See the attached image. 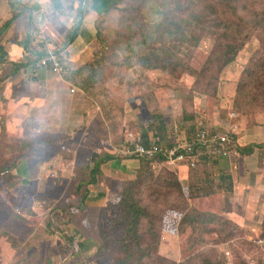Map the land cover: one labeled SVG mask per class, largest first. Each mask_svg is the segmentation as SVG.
<instances>
[{"label":"rangeland","instance_id":"374dc122","mask_svg":"<svg viewBox=\"0 0 264 264\" xmlns=\"http://www.w3.org/2000/svg\"><path fill=\"white\" fill-rule=\"evenodd\" d=\"M204 1L119 0L89 17L95 32L62 49L53 117L28 72L0 79V264H264V0ZM228 47L240 49L222 66ZM201 128L233 137L238 156L138 158L110 204L82 210L75 183L95 155L123 161L129 133L169 149ZM126 191L149 214L141 248L122 225Z\"/></svg>","mask_w":264,"mask_h":264},{"label":"crops","instance_id":"0c3cea01","mask_svg":"<svg viewBox=\"0 0 264 264\" xmlns=\"http://www.w3.org/2000/svg\"><path fill=\"white\" fill-rule=\"evenodd\" d=\"M77 1L78 0H72L71 4L65 6L61 3V0H54L55 8L64 16V21L54 19L51 24L44 26L45 20L50 17L45 14L39 0H0V67H2L0 79L6 75L18 78L20 75H23L25 71L28 72L29 76L34 79H32L30 83H27L26 86L33 85L34 89H37L34 85H39L38 88L43 89L44 92L42 93L41 90V95L44 99L40 101L37 100L40 114L49 111L51 117H53L54 111L50 104H52L51 101L53 97H57L59 93L62 92L61 89L63 85L56 83L53 77L54 74L49 69L38 66L37 68H33L32 65L36 61L35 58H38L35 56L38 54H40V57L44 56L46 50L50 49L56 51L67 49L71 51L73 50L72 45L75 42L78 40L80 41L85 35L92 34L93 32L94 26H91L89 23V17H95L98 13L91 10L92 1H90L89 13L84 14L85 18H83L82 21H79V23L76 22L79 24L78 27L76 26L77 24H75L76 19L75 21L73 20L76 11L79 13ZM73 4L75 5L74 7ZM80 13H84L83 10L80 9ZM83 22L86 32L81 33V31H83V26L81 27ZM75 26L76 31L78 29L80 32L79 35L76 34V38L69 45L68 39L70 36L72 37ZM22 56H24V58ZM61 112L62 113L58 112V114L59 117L63 116L64 118L62 120L64 123L63 127H65L67 123L73 128V125L69 124L72 119L71 107H66L64 111L66 116H64L63 111ZM80 122L84 123L83 117L77 118L76 126L79 125ZM150 139L158 140L155 134L150 136ZM100 156L105 157L106 155ZM79 158L82 157L77 156L76 159ZM91 163H93L92 160ZM138 165L139 160L136 158H126L123 161H119L114 157V159L103 163L99 173L96 175L97 182L94 184L95 189H90V187L93 186L90 185L88 187L90 192L86 198L82 200V196L80 197L81 204H85L82 205V210L90 212L94 208L101 209L103 205L105 206L107 203L110 204L116 195L115 188H112V185L114 183L116 184L119 179L132 173ZM90 167L91 168L87 170L89 175L93 170L94 163L93 165L90 164ZM85 175L86 172L81 174L83 179H85ZM75 184L77 186V181ZM94 204L97 206L95 207ZM77 224H79V219H77Z\"/></svg>","mask_w":264,"mask_h":264},{"label":"built area","instance_id":"2783aa9c","mask_svg":"<svg viewBox=\"0 0 264 264\" xmlns=\"http://www.w3.org/2000/svg\"><path fill=\"white\" fill-rule=\"evenodd\" d=\"M64 53L65 51L62 50H46L44 56L38 61L39 67L47 68L53 74L60 75L66 60ZM1 69L2 67L0 72ZM233 139L227 133H211L206 128H201L193 134L190 142L182 145L176 142L169 149H163L156 139H148L146 144L139 134L129 133L126 136L127 146L120 153L124 158L136 159H154L163 156L170 165L179 166L194 164L198 151L204 152L210 158H236L238 152L234 147Z\"/></svg>","mask_w":264,"mask_h":264},{"label":"trees","instance_id":"16d2710c","mask_svg":"<svg viewBox=\"0 0 264 264\" xmlns=\"http://www.w3.org/2000/svg\"><path fill=\"white\" fill-rule=\"evenodd\" d=\"M92 1V5H91V10H93L94 12L98 13L99 15H103V14H107L111 8L115 5L118 4L119 0H91ZM201 2H205L204 0H200ZM189 4L191 5H197L196 2H192L190 1ZM80 7H79V16H80ZM200 17H202L204 19V21L202 22L205 23L207 22V18L205 16V14H198ZM79 23V22H78ZM165 24V23H164ZM79 24H77L76 26L78 27ZM72 37L70 36L68 39V42H72L73 39L76 38V27L74 29V31L72 32ZM152 37L151 34H149L148 38H146L147 40L150 39ZM189 38V35L187 36V39ZM146 42V41H145ZM228 51L223 55L224 58V64L222 66H226L230 63L233 62L234 57L237 53H235V55H231L232 53L238 51L240 48L238 47H228ZM35 58L36 59V63L37 61L42 57H40V54L36 55ZM155 58V57H154ZM143 65L147 66V67H151L154 64H151L150 60L144 61L143 60ZM23 67V66H22ZM148 139H150V136L147 134L146 135ZM145 143L147 144L148 141L145 139ZM243 154H251L253 153V147H249L247 149H243L241 151ZM96 157V155L94 156V158ZM92 159V162L94 163V167L93 170L91 171L90 175L86 177V180H82L77 182V192L79 193V196H82V200H84L86 198V196L89 194L90 190H89V186L90 185H94L96 184L97 180H96V175L99 173L100 167L101 165H103V163H106L112 159H114V156L112 155H106L105 157L99 159L98 161L95 159ZM98 158V156H97ZM164 159V157H163ZM165 160V159H164ZM84 182L86 183V187H83ZM85 205V204H82ZM121 208H122V225L125 226V234L126 237H129L128 240H133V237L136 238L135 245L139 248H141L142 245V234L140 231V226H141V222L143 219H146V217L149 216L148 211L143 208L138 202H136L133 197L132 194L130 192H124V194H122V198H121V204H120ZM71 209H73V211H75L74 213H76L77 211H80L79 207L77 206H71ZM132 234V235H131ZM71 241L73 244H75V239L71 238ZM145 254L150 253V251H144Z\"/></svg>","mask_w":264,"mask_h":264},{"label":"clouds","instance_id":"9594fccd","mask_svg":"<svg viewBox=\"0 0 264 264\" xmlns=\"http://www.w3.org/2000/svg\"><path fill=\"white\" fill-rule=\"evenodd\" d=\"M39 2L42 5L45 14L50 17L49 19L45 20L44 26L51 24L54 19L64 21V16L55 8L54 0H39ZM61 3L67 6L68 4L72 3V0H61ZM74 6L75 5L73 4V7Z\"/></svg>","mask_w":264,"mask_h":264}]
</instances>
